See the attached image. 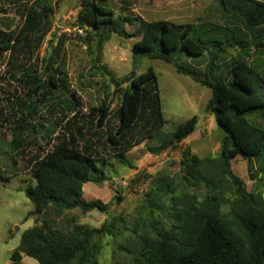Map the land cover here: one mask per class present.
Wrapping results in <instances>:
<instances>
[{
	"label": "trees",
	"instance_id": "16d2710c",
	"mask_svg": "<svg viewBox=\"0 0 264 264\" xmlns=\"http://www.w3.org/2000/svg\"><path fill=\"white\" fill-rule=\"evenodd\" d=\"M98 1L82 0L77 17L78 28L87 36L83 42L89 55L99 60L114 35L136 38L134 66L143 59L160 60L211 89L213 96L206 111L214 115L226 134L218 158L201 159L188 147L181 156L185 178L195 185L204 183L215 193L207 200L208 210L196 215L175 213L176 223L169 230L159 231L155 238H143L135 264H264V203L257 207L246 184L232 171V160L242 156L259 160L264 173V74L249 63L252 49L264 50V1L222 0L224 10L230 14L229 36L212 24L170 21L150 22L144 30L130 33L127 26L136 25L139 18L116 19L115 13ZM54 15L50 7L31 8L18 31L0 28V60L11 53L12 79L28 89L27 100L17 98L15 105H9L10 118L4 122L10 124L11 140L4 154L11 156L13 164L15 156L26 159L34 184L25 191L35 206L31 215L37 217L36 225L22 235L20 246L11 253L10 264H23V256L38 264H93L99 248L93 239L113 236L118 231V218L109 215L108 204L85 200L84 186L110 181L105 172L108 158L130 167L128 154L135 147L158 137L162 140L159 151L175 147L188 139L197 125L193 117L173 133L161 135L166 120L156 73L151 68L139 76L133 71L120 80L111 76L120 104L110 111L106 102L86 108L81 97L66 87L58 70L62 37H54L58 44L51 41L38 69L15 58L17 52H24L32 59ZM232 49L239 51L220 62ZM206 53L209 62L203 73L179 65L183 56L202 57ZM52 106L54 114L45 123L39 122L41 109ZM112 117L118 120L115 129L109 127ZM252 170L250 177L256 180ZM11 178L0 172L1 182L8 183ZM221 180L232 184L231 199L217 193L222 188ZM171 186L164 178L157 191L171 193ZM148 198L149 207H155L153 196ZM222 203L230 207L229 220L221 216ZM51 206L63 212L98 211L108 219L99 229L76 225L68 234H62L45 220L38 224V218Z\"/></svg>",
	"mask_w": 264,
	"mask_h": 264
},
{
	"label": "rangeland",
	"instance_id": "374dc122",
	"mask_svg": "<svg viewBox=\"0 0 264 264\" xmlns=\"http://www.w3.org/2000/svg\"><path fill=\"white\" fill-rule=\"evenodd\" d=\"M264 1V0H262ZM82 0H0V28L6 32L18 31L25 22L27 10L50 7L55 15L47 22L42 40L36 44L32 59L24 52H17L15 58L26 65L35 64L38 69L46 50L55 40L62 37V62L58 64L59 73L66 80V87L75 91L86 108L101 106L104 102L110 111L117 109L120 98L115 92L111 76L123 79L135 71L139 76L153 69L157 77V86L162 112L166 124L161 135L173 133L180 125L193 117L197 118L194 133L181 144L159 151L160 137L147 140L135 147L129 154L131 166L125 167L113 158H108L105 172L110 181L103 185L92 183L84 186V199L100 200L109 205V215L118 218L117 229L113 236L95 237L98 245L93 264H135L134 257L142 246L144 237L155 238L159 231L169 230L176 223L175 213L190 212L199 214L207 211L206 203L215 194L204 183L195 185L189 182L181 166V156L185 148L201 159L218 158L221 154L225 132L217 124L212 113L206 108L213 96L212 90L195 82L190 75L179 74L173 65L160 60L143 59L135 66L133 45L137 41L112 36L105 44L98 60L89 55L83 40L86 34L77 26L78 13ZM98 3L115 13V18L137 17L139 22L127 26L132 33L144 30L146 25L155 21H170L175 24H212L223 28L225 35H230L232 25L222 5V0H101ZM232 49L220 62H226L238 53ZM11 53L0 60V172L5 177H12L8 183L0 181V264L9 259V252L21 244L22 235L36 225L35 210L27 197L25 188L33 185L24 157L15 156L12 163L8 150L11 140L8 132L10 124L4 122L10 118V103H17V98L27 100V88L12 79L14 73L10 65ZM209 62V54L202 57H185L179 61L184 68L203 73ZM249 63L264 74V50H251ZM62 77V76H60ZM126 85H124L125 87ZM53 106L41 109L39 122L54 114ZM11 121L13 119H10ZM118 120L112 117L109 127L117 128ZM3 127V128H1ZM108 157V156H106ZM261 162L238 156L232 160L233 173L246 184L247 192L252 194L257 207L264 203V173L260 170ZM250 168L256 173V180L250 177ZM171 183V193H160L157 188L162 179ZM222 193L227 199L233 197L232 184L221 180ZM153 196L155 207L148 205V196ZM222 201V200H221ZM223 204V203H222ZM230 207L222 205L221 216L230 219ZM47 221L52 228L62 234H68L76 225L89 229H99L108 216L98 211L84 214L81 210L61 211L53 206L38 218Z\"/></svg>",
	"mask_w": 264,
	"mask_h": 264
},
{
	"label": "crops",
	"instance_id": "0c3cea01",
	"mask_svg": "<svg viewBox=\"0 0 264 264\" xmlns=\"http://www.w3.org/2000/svg\"><path fill=\"white\" fill-rule=\"evenodd\" d=\"M14 250L10 251L9 255L11 256V253L13 252ZM10 256H9V259L6 260L5 262H3L2 264H10L11 261H10ZM22 263L23 264H38V262L32 258H29V257H26V256H23V259H22Z\"/></svg>",
	"mask_w": 264,
	"mask_h": 264
}]
</instances>
